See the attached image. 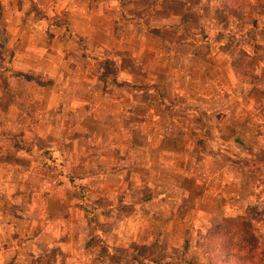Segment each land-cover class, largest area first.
<instances>
[{"label":"crops","instance_id":"obj_1","mask_svg":"<svg viewBox=\"0 0 264 264\" xmlns=\"http://www.w3.org/2000/svg\"><path fill=\"white\" fill-rule=\"evenodd\" d=\"M222 2L264 5L0 0V264H107L86 245L106 222L117 234L150 227L139 242L164 244L168 253L197 229L264 200V114L254 107L264 103V79L237 93L220 79H207L200 91L189 86L199 79L172 76L174 52L196 50L220 27ZM101 57L110 70L104 77ZM126 57L140 61L147 76L129 71ZM152 68H168V79ZM251 88L263 92L254 96ZM205 129L242 133L241 156L256 167L238 168L231 141L214 155L184 139ZM211 155L228 163L207 166ZM70 177L85 190L84 207Z\"/></svg>","mask_w":264,"mask_h":264},{"label":"rangeland","instance_id":"obj_2","mask_svg":"<svg viewBox=\"0 0 264 264\" xmlns=\"http://www.w3.org/2000/svg\"><path fill=\"white\" fill-rule=\"evenodd\" d=\"M229 6L230 4L226 6L223 2L217 5L216 17L220 27L214 29L211 33L212 35L202 41L201 45L198 46L196 50L189 52H174L173 61L176 66L171 69L173 79H199L190 81L189 86L191 88L200 89V91L207 90L209 86L205 84L207 79H220V86H230L237 93H241L247 84H253L256 83L258 79H264V19L260 16V14H264V5H239L238 8H247L246 12L251 11V14L249 13L248 16H245L241 11H230V14H233L230 15L227 13L230 8ZM249 7L250 9H248ZM253 8L254 10L252 11ZM226 14H228L227 17L229 19H224ZM78 38L80 43L86 47L87 39L82 36ZM245 50L248 51V53H246ZM93 59L96 60L97 57L93 55ZM104 60V58H100V66L103 69L101 73L102 77L110 72ZM94 64L96 65V62H94ZM124 64L129 65V67H127L128 70L133 71L135 74H139L140 77L144 75L145 77L147 76L148 72L140 66V61H133L131 58L126 57ZM150 71L157 79H168V74L170 72L168 68H152ZM0 73H2V70H0ZM203 79H205L204 83L200 82ZM227 79H236V82H234L235 84H230ZM251 89L254 96H259V92H263L260 89ZM260 98L261 96L258 97V99ZM216 103L223 108L226 107L227 104L225 100H220V102ZM198 105L206 108L209 104L207 105L206 102L201 103L199 100ZM254 107H256L257 110H261L262 114H264L263 102L256 100ZM201 118L202 117H199V119ZM100 134L101 133H98L97 136L101 137ZM241 134L242 133L236 134L228 131L211 132L208 129L202 132H189L186 135L183 133L184 139H188L190 142L194 143L197 148L214 155H217L220 151L222 152V149L228 150V146H223V143L227 145L228 141L233 142L239 148V150L237 149L235 151L238 156L236 160L238 168L240 164L243 163L247 165L246 169L250 170L255 168L256 165L254 163L251 165L247 164L245 158L241 156L240 145L242 144V140L238 136ZM217 141H220V145H216ZM211 158L212 160L205 161L207 166H211L213 162L215 165H224L228 163L226 157H215L211 155L209 159ZM216 159H218V161H216ZM47 164L48 163H46V165ZM48 167L56 168L57 164L50 162ZM238 168L236 170L237 172ZM129 182L130 181H127V186H129ZM109 183L112 184L115 183V181L110 180ZM83 192L86 198L84 188ZM146 192L147 191H144V198L148 197ZM241 192L243 193L244 191L241 190ZM71 197L72 196L69 195V198ZM85 198L83 204L85 203ZM238 203L239 206L244 204L240 199ZM191 204L192 202L189 200L187 206ZM251 205H256L260 207V209H264V200H260L258 203L247 202L245 210ZM128 206L129 207H125V213L130 215L131 204H128ZM89 209L93 215L92 222H95L94 211H92L91 208ZM109 210L108 212H111ZM244 213L245 211L233 218H242L244 217ZM262 215L263 218L261 221L252 223L253 229L257 235H263L264 211ZM107 216H109V213H107ZM221 222L214 227L197 229L190 234L192 238H188L180 247L172 246L168 253H165L163 250L162 246H164V244L157 245L155 241L150 244H142V242H139L138 238L146 237V235L151 233L150 231L152 230L149 229L150 227L148 229L140 227L136 229L125 228L123 229V234H117V228L113 227L111 222H106V225L97 229L98 231H93L92 234L88 236L86 245L92 246L94 252L96 251L104 260L106 258L107 264H209L204 255L203 240L216 232V229L222 225ZM135 231L136 236H133V232ZM261 242L264 244V237L261 239ZM167 255H169V258H165ZM261 264H264V255Z\"/></svg>","mask_w":264,"mask_h":264},{"label":"trees","instance_id":"obj_3","mask_svg":"<svg viewBox=\"0 0 264 264\" xmlns=\"http://www.w3.org/2000/svg\"><path fill=\"white\" fill-rule=\"evenodd\" d=\"M229 4L230 11H242L237 4L225 3L226 6ZM1 49L0 46V57ZM69 180L72 187L79 190L80 204L84 207L83 188L75 185L72 177ZM263 211L251 205L245 210L244 217L223 219L217 231L203 240L204 255L209 264H261L264 255L261 239L264 231L263 235H257L252 223L262 220Z\"/></svg>","mask_w":264,"mask_h":264}]
</instances>
